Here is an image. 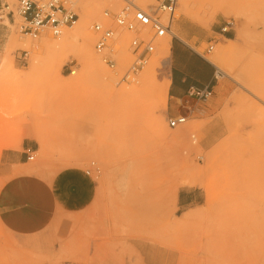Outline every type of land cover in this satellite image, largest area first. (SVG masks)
Masks as SVG:
<instances>
[{"label": "rangeland", "instance_id": "1", "mask_svg": "<svg viewBox=\"0 0 264 264\" xmlns=\"http://www.w3.org/2000/svg\"><path fill=\"white\" fill-rule=\"evenodd\" d=\"M62 6L79 19L77 6ZM177 7L179 0L171 20L179 38L183 27L193 26L214 37L209 44L188 46L215 67L216 81L206 100H191L198 102V110L187 115L182 125L169 128V113L190 109L191 101L169 106L166 96V107L160 109L144 97L137 101L110 98L101 87L102 79L116 92L138 88L145 70L157 58L160 39L155 40L141 69L122 78L132 61L130 35L120 33L114 41L107 54L114 61L112 68L94 49L91 27L106 24L103 11L115 12L108 7L87 28L98 70L85 73L79 54L70 51L46 74L31 70L35 49L23 45L60 35H52L49 29L35 39L23 35L16 0H0V127L7 129V136L0 133L4 141L0 185L18 173L15 167H3L1 154L7 150L24 153L23 145L32 151V160L24 159L23 166L31 174L47 180L64 169L67 160L79 159L74 166L87 170L96 185L85 211L59 216L49 231L22 237V264L71 261L75 256L71 251L90 244L110 247L118 264L135 263L134 245L144 261L264 264L260 261L264 254V0H239L238 13L225 15L211 16V9H205L206 15L200 14L208 19L204 23L177 19ZM237 19L243 23L242 43L229 52L227 39L234 40L240 30ZM214 26L224 29L221 35L213 34L217 32ZM168 59L169 54L153 64L149 87L167 80ZM73 81L78 84L65 85ZM59 83L65 86L58 87ZM126 102L133 108L124 121L121 111ZM153 119L161 121L163 131L155 130ZM27 124L39 134L40 143L9 135V130ZM115 126L113 133L106 132ZM129 178L134 184H129ZM179 191H187L183 193L193 203L177 208ZM185 215H191L189 236L179 222ZM246 232L250 244L243 242ZM9 259L8 253L0 252V264H8Z\"/></svg>", "mask_w": 264, "mask_h": 264}, {"label": "crops", "instance_id": "2", "mask_svg": "<svg viewBox=\"0 0 264 264\" xmlns=\"http://www.w3.org/2000/svg\"><path fill=\"white\" fill-rule=\"evenodd\" d=\"M179 26L182 27V23ZM214 29L217 32L212 31L213 34L221 35L219 31L223 32L215 26ZM181 37V40L171 39L175 41L170 42L169 59L165 65L168 69L166 77L169 81L167 92L169 106H176L180 102L187 104L188 101L193 100L186 96L189 87L213 88L216 81L215 67L188 46L202 42L209 44L215 40L214 37L194 26L183 27ZM196 110H198V102L191 101L190 109L185 111L176 109L175 112L171 111L169 116L173 117L180 113H186L189 116ZM29 148L23 145L24 153L14 150L3 152L1 154L3 167L23 170L25 151L30 150ZM95 189V181L90 173L75 166L61 169L47 180L23 172H18L7 179L0 187L2 232L0 252L9 254L8 264H22L21 239L23 236L37 234L44 229L49 231L51 226L53 228V223L58 222L59 216L82 213L93 201ZM183 192L187 193V191L177 193V208L188 207L193 203V200ZM53 249H55L54 246ZM71 254L75 255L72 257L75 261L55 263L47 260L40 264H118L112 256L113 251L110 247L90 244L76 248L75 251H71ZM142 262V264H165L164 261L142 260Z\"/></svg>", "mask_w": 264, "mask_h": 264}, {"label": "bare ground", "instance_id": "3", "mask_svg": "<svg viewBox=\"0 0 264 264\" xmlns=\"http://www.w3.org/2000/svg\"><path fill=\"white\" fill-rule=\"evenodd\" d=\"M10 2L15 0H9ZM239 0H179V7H177V19L179 18H190L196 21H199L201 23L206 22L208 19L204 16L206 15L205 9H211L208 13V15L214 16L216 14H228V13H238V4ZM51 0H42L38 3L47 5L50 3ZM64 4H68L71 6H77L79 9V19L77 17V20L73 24H75L73 27L72 25L70 27L64 28L63 31H61L60 36L55 39L51 40L48 37H41L37 43L28 44L25 43L23 46L29 47L32 50L35 49L34 57L31 64V70L39 69L46 74H49L53 71V67L55 66L56 62L64 56L67 52L70 51H76L81 59L83 60V69L85 73H91L98 70L97 61L96 58L93 56L92 48H91V36L89 31H87V28L89 27V24L93 21H97L100 14L103 10H105L108 7H111L115 12H117L125 3L123 0H63ZM137 3L139 6H146V5H153L154 0H137ZM17 4V3H16ZM119 4L120 7H119ZM177 5V4H176ZM2 7V4H1ZM119 7V8H118ZM3 8V7H2ZM152 8V7H151ZM176 8V7H175ZM108 12L107 10L103 11ZM114 12V13H115ZM111 13V12H110ZM204 14V15H200ZM22 19V18H21ZM172 20V19H171ZM237 23L240 26V30L237 33V36L234 40L227 39L228 46L225 48L226 51H235L239 48L240 44L242 43V37H243V23L241 19L236 20ZM172 23L170 21V33L160 37V43L155 48V53L157 55L156 60L153 61L151 66L147 67L145 70V74L143 78L141 79V82L138 86V88H134L131 90H121V91H114L111 85L107 81H103L101 79V87L102 91L109 96L110 98L119 96L129 98L131 101L135 100L137 101L138 97H144L148 99L150 102L154 101L160 109H164L166 107V96H167V90L169 86L168 80H163L159 85L155 87H149L148 82L149 79H151V69L153 67L154 63H157L159 60H162L169 54L170 49V40L171 39H177L179 38L177 33L173 30L174 26H172ZM24 26V23L22 21L21 25L19 26V32H21L22 27ZM49 27L45 26L40 29L39 32H41L43 29H48ZM38 32V33H39ZM25 35L24 33H22ZM39 35V34H38ZM37 35V36H38ZM32 39L37 38V36L33 37L30 34L26 35ZM181 40V38H179ZM155 42V41H154ZM154 46V43H153ZM154 49V47H153ZM220 49V48H219ZM34 52V51H33ZM98 54V53H97ZM100 55V54H99ZM150 56V55H149ZM149 58V57H148ZM102 60V56L101 59ZM103 62V61H102ZM56 74H58V69L55 71ZM70 74H72L70 72ZM78 83L76 81L73 82H67L65 83L66 86H73L77 85ZM64 84H58V87L65 86ZM212 92V88H211ZM150 105H155L154 103H151ZM133 106L128 105L126 102V105L124 106L123 112L124 113V121L128 119V116L130 115L132 111ZM182 114V113H180ZM179 115V114H178ZM177 115L173 116L176 117ZM120 117V116H119ZM187 117V116H186ZM171 118V116L169 117ZM168 121V119H167ZM185 122V120H184ZM183 122V123H184ZM154 128L156 131H163V126L161 125V121L158 119H153ZM178 124L175 127L182 125ZM168 125V122H167ZM30 124L25 125L23 128H19V130H9V135L13 136L15 134H18L20 138H32L38 143L41 142L39 134H37L35 131H33V128H30ZM116 126H119L118 121L116 122ZM107 127L108 134L113 133V131L117 130V127ZM169 127V126H168ZM172 127V128H175ZM171 128V127H169ZM3 132V135L7 136V129H3L0 127V133ZM17 131V132H16ZM177 136H182V132H177ZM4 144V141L0 139V147H2ZM41 159L45 161L47 159V154L45 152L42 153ZM80 160L79 159H69L64 163V168L79 165ZM18 172L23 173H30L31 171L28 169L18 170ZM129 184H134V181L130 178L128 179ZM185 186H192L191 183H185ZM2 185H0L1 187ZM190 219L191 215H185L179 222L182 227H185V233L189 236V234H192L190 229ZM251 237L248 232L245 233L244 236V243H251ZM132 249L134 251V259L136 264H142V258L140 256L139 250L136 247V245L132 246ZM260 261L264 262V254L260 256ZM133 262V264H135Z\"/></svg>", "mask_w": 264, "mask_h": 264}, {"label": "built area", "instance_id": "4", "mask_svg": "<svg viewBox=\"0 0 264 264\" xmlns=\"http://www.w3.org/2000/svg\"><path fill=\"white\" fill-rule=\"evenodd\" d=\"M124 5L115 13L104 12L106 24L94 23L91 27L96 37L94 49L102 56V61L112 68L114 61L107 56L112 50L114 41L120 33L130 35L129 52L132 57L129 68L122 78H128L146 63L153 52V43L156 39L170 33V21L173 18L177 0H154L153 5L139 6L137 0H123ZM16 12L22 18L24 26L21 32L35 37L42 27H49L52 35L59 36L61 30L71 26L76 16L66 10L63 0H51L47 5L36 0H16ZM7 9L6 4H2ZM152 7V8H151ZM10 11L7 13L9 14ZM224 31V29H222ZM39 32V33H38ZM210 48L207 50V52ZM73 74V71H70ZM211 95V88L189 87L186 96L195 101H204ZM182 113L168 118V126L175 127L186 119ZM32 151H25L26 160H32Z\"/></svg>", "mask_w": 264, "mask_h": 264}]
</instances>
